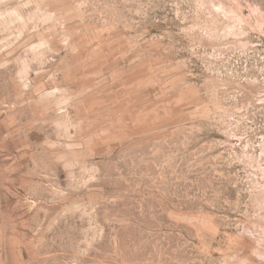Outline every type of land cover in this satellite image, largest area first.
<instances>
[{"label":"rangeland","instance_id":"obj_1","mask_svg":"<svg viewBox=\"0 0 264 264\" xmlns=\"http://www.w3.org/2000/svg\"><path fill=\"white\" fill-rule=\"evenodd\" d=\"M255 250L264 0H0V264Z\"/></svg>","mask_w":264,"mask_h":264},{"label":"bare ground","instance_id":"obj_2","mask_svg":"<svg viewBox=\"0 0 264 264\" xmlns=\"http://www.w3.org/2000/svg\"><path fill=\"white\" fill-rule=\"evenodd\" d=\"M260 205V204H259ZM258 240V239H257ZM259 241L260 240H258V243H257V241H256V243L257 244H259ZM261 242V241H260ZM260 245H261V243H260ZM257 252H260L261 253V251H258L257 250ZM256 253V250L255 251H253L249 256H248V258L246 259V261L248 262V263H250V264H256V261L255 260H253L254 258V255H252V254H255ZM262 253H263V251H262ZM256 256H257V253L255 254ZM262 256H263V254H262ZM258 258V257H257ZM261 258V257H260Z\"/></svg>","mask_w":264,"mask_h":264}]
</instances>
